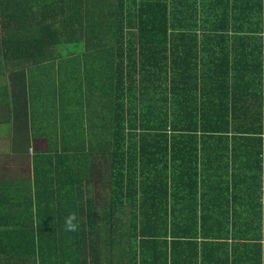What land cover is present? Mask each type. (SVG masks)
Listing matches in <instances>:
<instances>
[{
	"label": "crops",
	"instance_id": "obj_1",
	"mask_svg": "<svg viewBox=\"0 0 264 264\" xmlns=\"http://www.w3.org/2000/svg\"><path fill=\"white\" fill-rule=\"evenodd\" d=\"M182 2L164 0L176 10H184ZM193 4L201 17L197 28L188 30L193 42L173 41L169 27L164 52L172 83L165 90L170 102L164 118L163 205L156 217L162 218V232L120 249L112 244L115 224L131 214L140 223V188L131 205L98 201L99 207H109L100 213L101 221H110L103 222L102 237L112 238L106 248L114 246L102 264H264V0ZM222 10L231 20L259 16L262 23L221 29L212 20ZM222 30L227 31L223 40ZM3 48L0 42V264H40L38 239L47 232L40 228L39 234L37 225L59 221L38 216L42 158L67 150L74 160L98 137L106 147L108 90L100 79L98 87L89 84L74 59L67 62V72L57 59L28 69L25 60L6 62ZM149 48L137 47L140 64H146ZM101 70L100 61V76ZM98 126L104 127L103 138ZM135 145L140 151L142 142ZM91 157L97 182L106 176L109 156L105 150Z\"/></svg>",
	"mask_w": 264,
	"mask_h": 264
},
{
	"label": "trees",
	"instance_id": "obj_2",
	"mask_svg": "<svg viewBox=\"0 0 264 264\" xmlns=\"http://www.w3.org/2000/svg\"><path fill=\"white\" fill-rule=\"evenodd\" d=\"M182 7L184 10H176L164 0H0V42L6 62L25 60L29 69L57 59L67 72V62L74 59L78 71L85 69L89 84L98 87L100 79L108 90L106 147L98 137L88 152L77 150L74 160L67 150L48 158L41 156L44 165L41 176L37 175L38 216L59 221L37 225L39 234L40 228L47 232L45 239H38L40 264L106 261L114 246L106 248L112 238L102 237L103 222L110 221H101L100 213L109 207H99L97 202L112 199L131 205L138 199V187L140 223L137 214H131L126 222L115 224L118 230L112 244L131 249L138 237L145 241L162 232V218L156 217L162 214L163 205V146L168 130L164 118L170 102L165 90L172 83L170 61L164 52L169 27L173 41L193 42L194 35H188V30L196 29L201 18L193 0H183ZM225 11H218L221 14L212 20L221 29L231 23H262L259 16L231 20ZM221 34V39H226L227 31ZM139 45L150 46L146 64H140L135 56ZM65 77L62 99L68 87ZM97 131L103 138L104 127L98 126ZM139 141L140 151L135 145ZM105 150L109 167L106 176L95 182L91 155ZM89 170L93 171V184ZM71 214L78 218L76 231L65 227Z\"/></svg>",
	"mask_w": 264,
	"mask_h": 264
},
{
	"label": "clouds",
	"instance_id": "obj_3",
	"mask_svg": "<svg viewBox=\"0 0 264 264\" xmlns=\"http://www.w3.org/2000/svg\"><path fill=\"white\" fill-rule=\"evenodd\" d=\"M76 214H71L66 218L65 227L67 231H76L79 228V224L77 223Z\"/></svg>",
	"mask_w": 264,
	"mask_h": 264
},
{
	"label": "built area",
	"instance_id": "obj_4",
	"mask_svg": "<svg viewBox=\"0 0 264 264\" xmlns=\"http://www.w3.org/2000/svg\"><path fill=\"white\" fill-rule=\"evenodd\" d=\"M261 165H262V173H263L262 181H261V188H262V199H261V203H262V224L264 226V154L262 156Z\"/></svg>",
	"mask_w": 264,
	"mask_h": 264
}]
</instances>
